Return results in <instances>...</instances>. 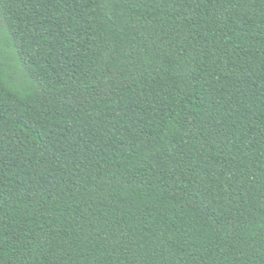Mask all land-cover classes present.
Masks as SVG:
<instances>
[{
    "label": "trees",
    "instance_id": "obj_1",
    "mask_svg": "<svg viewBox=\"0 0 264 264\" xmlns=\"http://www.w3.org/2000/svg\"><path fill=\"white\" fill-rule=\"evenodd\" d=\"M0 264H264V0H0Z\"/></svg>",
    "mask_w": 264,
    "mask_h": 264
}]
</instances>
